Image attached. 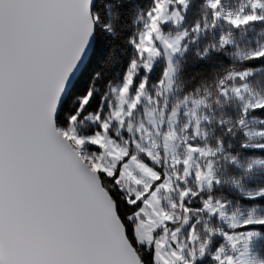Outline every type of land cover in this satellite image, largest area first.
I'll use <instances>...</instances> for the list:
<instances>
[{"label":"snow or ice","instance_id":"snow-or-ice-1","mask_svg":"<svg viewBox=\"0 0 264 264\" xmlns=\"http://www.w3.org/2000/svg\"><path fill=\"white\" fill-rule=\"evenodd\" d=\"M261 246L264 0H0V264Z\"/></svg>","mask_w":264,"mask_h":264},{"label":"trees","instance_id":"trees-1","mask_svg":"<svg viewBox=\"0 0 264 264\" xmlns=\"http://www.w3.org/2000/svg\"><path fill=\"white\" fill-rule=\"evenodd\" d=\"M195 16H196V14L195 13H193V14H190V16H189V20H188V23H192V21L195 19ZM126 24H129V31L130 30H132V27L133 26H131V23H130V19H128V18H126L125 19V21H124ZM261 31V29H260V27H257L256 28V30H255V33L253 32V33H250L249 34V38L250 39H252L253 41L255 40V39H257V38H259V32ZM125 34H127L126 32H125ZM189 60H190V63L191 62H193V60H194V58H192L191 56L189 57ZM232 61L230 60V58H228V57H223L222 58V62L221 63H217V64H215L213 67L216 69V70H223V68H225V67H231L232 66ZM99 87H101L102 89L105 87V85H104V82L103 81H101L100 83H99ZM261 254L262 255H264V246H261Z\"/></svg>","mask_w":264,"mask_h":264},{"label":"rangeland","instance_id":"rangeland-1","mask_svg":"<svg viewBox=\"0 0 264 264\" xmlns=\"http://www.w3.org/2000/svg\"><path fill=\"white\" fill-rule=\"evenodd\" d=\"M257 39H258V38H257ZM255 40H256V39H255ZM255 40H254V41H255Z\"/></svg>","mask_w":264,"mask_h":264}]
</instances>
